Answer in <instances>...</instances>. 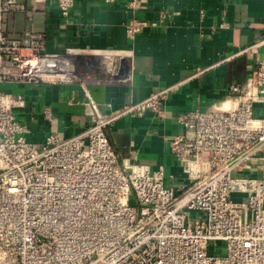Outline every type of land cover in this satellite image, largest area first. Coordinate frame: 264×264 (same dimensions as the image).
I'll use <instances>...</instances> for the list:
<instances>
[{"label":"built area","instance_id":"obj_1","mask_svg":"<svg viewBox=\"0 0 264 264\" xmlns=\"http://www.w3.org/2000/svg\"><path fill=\"white\" fill-rule=\"evenodd\" d=\"M74 6L57 0L64 19ZM20 11L17 0H0V25L4 14ZM157 26L134 16L127 38ZM46 43L43 35L0 33V264H264V58L244 85L231 86L234 108L179 117L185 133L172 138L171 152L190 185L175 189L163 169L120 162L108 119L88 93V132L72 140L51 133L40 146L28 141L15 114L25 100L1 86L67 80L69 61L47 55ZM103 68L119 71L114 59ZM159 100L137 111H157ZM254 166L258 177L236 174Z\"/></svg>","mask_w":264,"mask_h":264},{"label":"crops","instance_id":"obj_2","mask_svg":"<svg viewBox=\"0 0 264 264\" xmlns=\"http://www.w3.org/2000/svg\"><path fill=\"white\" fill-rule=\"evenodd\" d=\"M17 1L24 11L4 14L0 33L43 35L46 54L75 67L67 80L1 86L25 100L15 114L28 141L40 146L51 133L72 140L88 132V93L108 119L105 133L120 162L163 169L168 188L190 185L171 152L172 138L185 133L179 117L226 102L234 108L231 86L244 85L264 58V0H75L68 19L57 0ZM134 16L158 26L129 40ZM109 59L119 66L115 76L103 68ZM155 97L157 111H137ZM254 117L263 118L261 105ZM236 174L259 176L256 166Z\"/></svg>","mask_w":264,"mask_h":264},{"label":"rangeland","instance_id":"obj_3","mask_svg":"<svg viewBox=\"0 0 264 264\" xmlns=\"http://www.w3.org/2000/svg\"><path fill=\"white\" fill-rule=\"evenodd\" d=\"M69 64H70L69 67H65V69H66V71L69 70V72L72 73L75 71V67H74L73 63L70 61H69Z\"/></svg>","mask_w":264,"mask_h":264},{"label":"bare ground","instance_id":"obj_4","mask_svg":"<svg viewBox=\"0 0 264 264\" xmlns=\"http://www.w3.org/2000/svg\"><path fill=\"white\" fill-rule=\"evenodd\" d=\"M223 107H224V108H229V102L224 103V104H223Z\"/></svg>","mask_w":264,"mask_h":264}]
</instances>
